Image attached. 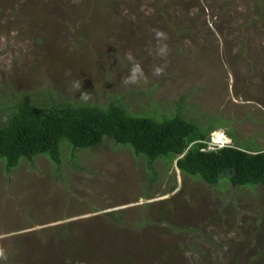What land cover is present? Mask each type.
I'll return each instance as SVG.
<instances>
[{"label":"rangeland","instance_id":"1","mask_svg":"<svg viewBox=\"0 0 264 264\" xmlns=\"http://www.w3.org/2000/svg\"><path fill=\"white\" fill-rule=\"evenodd\" d=\"M133 63L145 79L124 85ZM27 101L179 114L208 143L264 151V0H0V119ZM113 143L64 145L57 173L45 155L8 175L0 160L3 264H264L263 187L159 159L152 174Z\"/></svg>","mask_w":264,"mask_h":264},{"label":"trees","instance_id":"2","mask_svg":"<svg viewBox=\"0 0 264 264\" xmlns=\"http://www.w3.org/2000/svg\"><path fill=\"white\" fill-rule=\"evenodd\" d=\"M165 117L131 115L116 102L105 108L54 101L18 103L0 119V160L8 175L21 158L45 155L57 173L64 145L73 152L94 148L107 138L128 146L135 158L143 156L152 174L159 159L174 163L180 174L198 177L208 185L225 180L231 188H264L263 150L228 145L207 151L208 128L202 130L179 114Z\"/></svg>","mask_w":264,"mask_h":264},{"label":"clouds","instance_id":"3","mask_svg":"<svg viewBox=\"0 0 264 264\" xmlns=\"http://www.w3.org/2000/svg\"><path fill=\"white\" fill-rule=\"evenodd\" d=\"M155 36L156 39L159 41L160 39H166V35L165 33H163L162 31L156 30L155 31ZM168 52V47L166 44L157 45L156 48V55L160 56V57H165L167 55ZM151 54V53H149ZM129 59L131 60L132 58L129 57ZM167 67V65H163V66H154L153 68V75L155 76H160L164 73L165 68ZM145 79V73L143 71V68L141 67V65L139 63H133L132 67L130 69V73L127 77L123 78L122 83L124 85H137L139 84V82L141 80ZM70 91H75L80 93L79 95V99L78 101L87 104L91 99H92V94L86 91L82 90V81L81 80H75L72 82L71 85V89ZM226 138V137H225ZM209 141H206V150L207 151H213L215 149H219L225 146H228V142L223 143V144H217V143H208ZM214 142V141H212ZM227 144V145H226ZM233 146V145H231ZM6 259V257H4L2 255V253H0V264H3V260Z\"/></svg>","mask_w":264,"mask_h":264},{"label":"bare ground","instance_id":"4","mask_svg":"<svg viewBox=\"0 0 264 264\" xmlns=\"http://www.w3.org/2000/svg\"><path fill=\"white\" fill-rule=\"evenodd\" d=\"M219 134H221V132H219ZM224 138V139H221ZM228 142V140L222 135V137H219V142H217V144H223Z\"/></svg>","mask_w":264,"mask_h":264}]
</instances>
